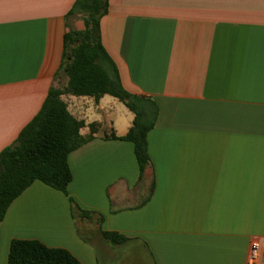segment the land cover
<instances>
[{
	"label": "crops",
	"instance_id": "0c3cea01",
	"mask_svg": "<svg viewBox=\"0 0 264 264\" xmlns=\"http://www.w3.org/2000/svg\"><path fill=\"white\" fill-rule=\"evenodd\" d=\"M74 1L0 0V151L67 84ZM100 35L122 87L157 104L150 165L139 178L132 142L105 136L132 124L121 101L62 95L92 138L67 156V195L35 180L9 205L0 264L13 239L81 264H247L264 241V0H108ZM68 197L91 217L73 218Z\"/></svg>",
	"mask_w": 264,
	"mask_h": 264
},
{
	"label": "trees",
	"instance_id": "16d2710c",
	"mask_svg": "<svg viewBox=\"0 0 264 264\" xmlns=\"http://www.w3.org/2000/svg\"><path fill=\"white\" fill-rule=\"evenodd\" d=\"M108 10V0H75L66 19L81 16L82 29L70 26L63 35V54L59 71L67 69L64 88L51 86L36 115L21 129L12 144L0 151V222L12 201L33 181L48 185L67 195L72 176L68 154L92 138L82 135L83 120L68 110L62 95L90 96L95 101L105 94L121 101L133 114L127 133L117 137L114 132L106 138L128 140L133 144L139 178L150 165L147 134L153 128L158 107L149 97L126 91L119 80L117 69L101 43L100 18ZM70 57V59H69ZM57 74V73H56ZM73 218H89L93 212L80 208L68 197ZM98 220L102 217L99 215ZM78 234L81 236L79 229ZM104 240L119 244L126 238L117 232L101 231ZM7 264H81L64 248L48 247L38 240L13 239Z\"/></svg>",
	"mask_w": 264,
	"mask_h": 264
},
{
	"label": "built area",
	"instance_id": "2783aa9c",
	"mask_svg": "<svg viewBox=\"0 0 264 264\" xmlns=\"http://www.w3.org/2000/svg\"><path fill=\"white\" fill-rule=\"evenodd\" d=\"M264 262V241L253 238L249 245L247 264H259Z\"/></svg>",
	"mask_w": 264,
	"mask_h": 264
},
{
	"label": "rangeland",
	"instance_id": "374dc122",
	"mask_svg": "<svg viewBox=\"0 0 264 264\" xmlns=\"http://www.w3.org/2000/svg\"><path fill=\"white\" fill-rule=\"evenodd\" d=\"M71 28H73V29H82L83 28V22H82V18H81V16H73V17H71ZM59 77H60V79L62 80L63 79V77L65 76V73H64V71L63 70H61L60 71V73H59V75H58ZM59 86H63V84L61 83V81H59ZM120 105H122L121 104V102L119 101V100H116ZM115 111H117V110H115Z\"/></svg>",
	"mask_w": 264,
	"mask_h": 264
},
{
	"label": "water",
	"instance_id": "95a60500",
	"mask_svg": "<svg viewBox=\"0 0 264 264\" xmlns=\"http://www.w3.org/2000/svg\"><path fill=\"white\" fill-rule=\"evenodd\" d=\"M69 59H70V57H69ZM65 71H67V69H65Z\"/></svg>",
	"mask_w": 264,
	"mask_h": 264
}]
</instances>
